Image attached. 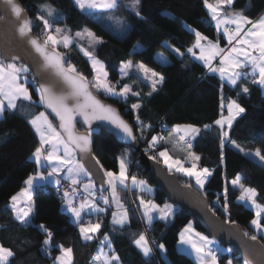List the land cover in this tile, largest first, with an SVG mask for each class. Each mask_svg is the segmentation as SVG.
Returning <instances> with one entry per match:
<instances>
[{
    "label": "trees",
    "instance_id": "trees-1",
    "mask_svg": "<svg viewBox=\"0 0 264 264\" xmlns=\"http://www.w3.org/2000/svg\"><path fill=\"white\" fill-rule=\"evenodd\" d=\"M20 1L29 14L31 29L42 40L45 28L38 16L45 4L53 6L63 15L52 22L54 26H65L72 34L89 28L101 38L96 55L106 64L109 78L118 82V88L127 85L131 87V93L126 100H122L118 96L97 92L119 106L135 127L142 144L153 137L161 121L168 124V128L163 130L165 138L176 125L200 127L199 135L188 144L202 156V165L213 170L203 188L182 175L181 181L205 194L211 208L219 216L237 222L249 236L259 237L264 242L263 234H258L251 225L255 211L239 200L241 192L230 185V181L239 176L243 185L257 190L256 200L264 205V163L254 158L257 150L264 155V87L243 79L235 88L223 84L218 76L210 74L206 66L187 52L195 43L196 31L210 40H224L204 0H140L139 10L143 19L129 7L133 0H117L114 9L96 12L81 9L74 0ZM226 10L240 11L256 18L264 10V0H235ZM101 20L115 26L117 31L109 29ZM173 48H179L183 56L177 55ZM58 49L64 54L68 67L74 66L76 72L91 83L94 70L76 42L67 47L60 45ZM158 52L165 53L169 61L158 60ZM128 61L143 63L162 74L165 77L163 84L153 91L150 83L135 73L121 77L120 70ZM28 87L33 99L21 101L24 108L6 109L0 117V244L14 253L8 264H53L54 258L61 252V245L73 249V264H92V258L106 235L111 241V250L119 257L114 264H198L191 255L178 249L179 234L190 221L199 230L203 228L188 210L180 206H177L172 222L157 219L152 224L148 235L157 240V245L148 256L134 242L142 234L144 224L133 208H130V220L125 226L112 222V211L91 216V220L98 221L101 228L92 240H84L72 215L59 199L61 193L58 186L47 184L38 186L33 193L35 207L31 223L24 224L14 216L11 197L37 170V162L32 156L40 147L29 120L44 109L39 87L32 81ZM245 87L247 93L242 91ZM224 98L236 99L245 112L234 121L229 136L222 142V130L215 125V121L222 114ZM132 105L139 107L133 108ZM205 125L208 127L205 128ZM77 127L82 129L79 123ZM93 151L104 169L113 172H119L120 159L123 157L125 160L126 153L136 154L134 149L122 146L104 130L94 132ZM155 159L161 162L159 157ZM136 170L137 178L145 179L155 188L151 197L157 204L169 201L155 177L146 172L141 163ZM96 191L108 194V180L105 190L96 187ZM118 191L125 203L130 204L128 188L120 185ZM225 203L227 211L223 207ZM41 225L44 227L41 228ZM48 231H51L52 238L45 244ZM160 244L164 245L166 256L162 255ZM225 246L226 250L216 252L221 264H228L230 260L232 264L245 263L233 248Z\"/></svg>",
    "mask_w": 264,
    "mask_h": 264
},
{
    "label": "snow or ice",
    "instance_id": "snow-or-ice-1",
    "mask_svg": "<svg viewBox=\"0 0 264 264\" xmlns=\"http://www.w3.org/2000/svg\"><path fill=\"white\" fill-rule=\"evenodd\" d=\"M9 5H12V10L17 17H20L22 14V9L14 4V0H6ZM78 7L81 9L89 8V9H106L111 10L117 7V0H74ZM219 4H232L233 0H218ZM205 5L211 10L212 19L216 21V26L219 28L221 25H232L234 28L230 31L229 27H224L223 32L227 36V41L231 45L233 41H235V45L228 48H220L218 44H214L211 40H208L206 36L202 33L196 31L195 43L192 47L187 49L188 53H191L196 59L203 61L211 72H219L222 77H226V79L232 84L236 85L238 80L245 75H252L255 77L254 83H257L261 86H264V18L256 22H252L248 17L242 15L241 13H233L229 14H221V10L208 3V0H204ZM140 0H133V2L129 5L135 12L137 16H141V12L139 10ZM44 10L47 16L52 17L55 14V9L44 6ZM143 19V17L141 16ZM38 19L43 22L44 28L49 32L46 40L41 44L35 38H31L28 40V43L34 48V50L42 57L43 63L39 66L40 74L48 73V78L45 79V82L39 84V93H40V101L47 105L48 108L52 110L59 117L60 120V128L63 129L66 135H61V132L57 131L54 128L45 113H39L33 119L29 121L31 125L35 127V131L39 133L40 136V147L35 149L33 153L34 158L37 163H41L42 160H46L49 162L55 161L58 162L56 167L52 168V171L49 172V177L55 176L57 173L63 170L64 167L68 168L69 173H79L81 171L87 173V169L83 164L76 159L75 153L77 151L84 153L90 152L91 148V139L90 134H82L78 135L74 132V115L79 113L83 115L85 121H90L91 119H108L112 123L116 124V126L131 139H135L136 137L132 133L131 127L120 120L117 116H114L115 110L110 106H105L100 104L99 101L92 96L91 91L89 90V82L87 78L83 75H76V69L74 66H69L65 68L63 63V57L58 53L49 49L48 45L51 43L52 45H57L63 43L65 47L71 44V37L66 33L62 32L61 29L56 28L55 32L60 33L61 35L58 37L57 35H52L51 30L53 25H51L48 19H45L44 16H38ZM245 25H251L250 27L245 28ZM27 30V31H26ZM31 28L29 26V22L24 20L23 26L20 27L19 32L22 36L27 35V32H30ZM87 36L91 38L92 43H100L102 42L99 38L95 37V34L91 31H88ZM80 33H77V36H80ZM201 41H207V45L201 43ZM198 49L200 55L197 57L195 50ZM85 55L90 57L92 60V67L97 70V76L94 79V86L96 88H103L105 91L116 95V90L111 87L109 84L103 81L102 77H106L107 73L103 72V64L96 60L91 52L82 48ZM173 51L179 55L183 56V53L179 48H173ZM2 55V54H0ZM221 56L222 59L220 63L225 65L224 67L213 68L211 66V61L217 57ZM13 61L17 60L18 57H10ZM99 66V68H97ZM132 62L128 61L123 65V73L127 74V69L132 67ZM138 69L144 74L145 77L152 81V90L156 91L157 84H163L165 77L150 69L147 65L140 63L137 65ZM251 67V72H241L239 70ZM29 68L27 65H22L17 67L16 63H7L5 65L3 59H0V116H3L6 109H16L17 103L16 101L20 98L31 100V93L28 88L25 87L24 83H21V80L27 81V75L21 76V73H28ZM258 73V75H257ZM34 81H36V77H32ZM244 93L248 92V89L245 87L242 90ZM131 92V89L125 85L122 89H120V95L126 96ZM133 108H138L139 105H132ZM229 116L226 118H221L215 121V124L219 125L222 129L225 124L230 129L232 127L233 120L240 116L241 113L245 112V109L238 104L236 101H232L228 105ZM137 119H139L137 117ZM43 121V123H41ZM177 129H181L182 126L177 125ZM185 130V135L190 134H198L199 129L193 126H183ZM208 126L205 125V128ZM190 130V131H189ZM222 142L223 138H227L229 136L228 131H222ZM183 138V137H182ZM158 137L153 136L151 138V144L155 145L158 142ZM234 143V142H233ZM45 145L51 146V151H47L45 155ZM63 145V155L58 154L59 146ZM188 147H191L189 144ZM236 147H239L238 145ZM160 157L164 158V163L168 166L169 170H172L173 167H176V170L185 173L187 176H194L196 182L199 186L203 187L205 179L208 175H210L209 169H202L200 172L194 171L195 164H193L192 168H184L181 165L179 160H173L168 152L161 151L159 153ZM256 156L259 157L260 160L264 161V155H261L259 150L255 153ZM189 156L194 158L195 160H199L200 157L193 156L189 153ZM155 159V157H153ZM171 161V162H170ZM106 175L109 177L108 183L112 185L113 189V198H116L115 188L116 183L119 182L122 185L126 184L128 177L126 176V164L123 157H121L119 162V174H115L111 171L107 172ZM41 179H44L42 174L38 173ZM37 176H29L26 184L29 186V189L33 185V181L37 179ZM132 183L145 185L146 181L137 180L136 177H131ZM55 183L59 184V180H56ZM73 184H76L77 181L75 179L72 180ZM233 185H239L242 190V195L240 197L241 200H252L256 196V190L253 188H245L242 184H240V177L237 176L235 180L232 181ZM86 188L90 187V185H86ZM25 194L28 193V189L23 190ZM69 194L65 192V196L67 197ZM227 195V188H225V196ZM18 197H11V208L15 214V217L27 223L26 217L33 211V207L29 206L27 208L18 206ZM108 200L105 198V203ZM71 212L77 219H80L81 212L85 208L94 207L93 204H89L86 202H81L79 207H73V201L69 199L67 201ZM141 205L144 207V215L147 217L149 223H151L153 216L152 212L155 209H158L159 206L155 205L151 202H145L143 198L140 200ZM165 208H169L168 205L164 206ZM224 209L227 211L228 205L224 204ZM257 208H261L260 205H257ZM100 211L99 209H97ZM264 211V209H262ZM261 211L256 213L255 219L251 221L252 225H254L257 230H264V224L261 223L260 220ZM115 224H125L128 222L127 212L126 210L120 214L117 219L114 216ZM41 228L44 226L41 225ZM101 225L100 223L89 224L88 226H81L80 232L85 240H92L94 238V234L98 232ZM190 226L185 228V232L190 231ZM198 236L200 234H197ZM48 239L45 240V244H48L51 241L52 233L51 231L47 232ZM108 240V237H105ZM253 240L256 239L255 236L252 237ZM185 238L183 234L181 235V241L184 242ZM135 244L142 250V253L145 256L150 255L151 249L148 247V242L145 235L141 234L138 239H136ZM191 244L192 248L195 249L198 259L201 261V264H206L207 260H211V264H219L218 257L216 251L209 248L208 245L212 244V241L208 239V237L200 236V242L197 243L195 241H187ZM159 247L161 249L164 248L163 244H160ZM61 255L56 257L55 259L60 262V264H70L71 261V248H64L62 245ZM14 253L11 249L5 248L2 244H0V264H8V260L10 257H13ZM100 256L103 257V264H114V261H118V256H109L101 251ZM100 257H97L99 259ZM228 264H231V261H228Z\"/></svg>",
    "mask_w": 264,
    "mask_h": 264
},
{
    "label": "water",
    "instance_id": "water-1",
    "mask_svg": "<svg viewBox=\"0 0 264 264\" xmlns=\"http://www.w3.org/2000/svg\"><path fill=\"white\" fill-rule=\"evenodd\" d=\"M14 4L22 9L20 17L15 15L12 5H9L6 0H0V54H2L0 56L5 62L27 65L32 76L36 77L35 83L39 87V84L45 82V79L48 78V73L40 74L39 66L43 63L42 57L32 48L28 40L35 38L41 44L44 41L32 29L30 32H27V35L22 36L20 34L19 29L23 26L24 20L29 22V14L20 0H14ZM48 47L63 57L64 66L68 68L64 54L58 48L50 45ZM13 56L18 57V59L13 61L10 59ZM75 74L81 75L78 72ZM89 90L100 104L114 109L115 113L113 115L126 122L136 137L134 140L131 139L122 129L118 128L116 124L108 119L85 121L83 115L79 113L74 115V132L78 135L90 134L92 141L90 152L81 153L77 151L76 153L99 190L103 191L107 188L108 176L106 175V170L94 154L93 135L98 130H104L111 134L119 144L132 148L140 154L139 159L144 170L155 177L157 185L165 192L168 200L188 210L203 230L220 243L233 248L247 264H264V242L261 238L256 237L253 240L252 236H249L240 224L219 216L211 208L209 198L205 194L192 185L184 184L179 174L168 171L162 162L153 159L152 156L147 154L137 137L135 127L123 115L117 104L102 97L90 82ZM42 106L44 111L56 123L61 135H66L63 129L60 128L59 117L46 104L42 103ZM77 123L82 125V129L77 127Z\"/></svg>",
    "mask_w": 264,
    "mask_h": 264
},
{
    "label": "crops",
    "instance_id": "crops-1",
    "mask_svg": "<svg viewBox=\"0 0 264 264\" xmlns=\"http://www.w3.org/2000/svg\"><path fill=\"white\" fill-rule=\"evenodd\" d=\"M235 2V0H233V2H232V4H223V5H221V4H219V2H218V0H213V1H208V3L209 4H212L213 6H216V7H218L220 10H221V14L223 15V14H229V15H231V14H233V13H241L242 15H244V16H246L243 12H240V11H232V12H230V11H227L226 10V8L227 7H229V6H232L233 5V3ZM207 9H208V11H209V13H210V16H211V18H212V13H211V10L207 7ZM83 10H85V11H88V12H96V11H101V10H106V9H89V8H84ZM246 17H248V16H246ZM252 22H256V21H258V20H260L261 18H264V10L256 17V18H250V17H248ZM214 21V20H213ZM214 23H215V25H216V21H214ZM251 25H245V28H247V27H250ZM217 27V26H216ZM224 27H229V29H230V31L234 28V26H232V25H221L219 28H217V30H218V32L219 33H221V35L223 36V38H224V40L223 41H220V40H211L214 44H218L219 45V47L220 48H224V49H228V48H230V47H232V46H234L235 45V41H233L232 42V44L230 45L229 43H228V41H227V36L224 34V32H223V28ZM208 40H210V39H208ZM201 43L202 44H204V45H207V41H201ZM193 46V45H192ZM191 46V47H192ZM195 52H196V56L198 57L199 55H200V53H199V50L198 49H196L195 50ZM193 56V55H192ZM156 57H157V59L158 60H160L161 62H164V63H166V62H168L169 61V58H168V56L165 54V53H163V52H158L157 54H156ZM194 57V56H193ZM195 58V57H194ZM0 59H2L1 58V56H0ZM196 59V58H195ZM221 59H222V57L221 56H217V57H215L212 61H211V66L213 67V68H219V67H224L225 65H222L221 63H220V61H221ZM196 60H198V59H196ZM4 61V60H3ZM199 62H201L204 66H206L207 67V69H208V72L210 73V74H214V75H216V76H218L219 78H220V80L223 82V84H228V85H230L232 88H235L236 86H238V84H239V82H240V79L238 80V82H237V84L236 85H232L227 79H226V77H222L221 76V74L219 73V72H211L210 70H209V67L203 62V61H201V60H198ZM4 63H5V65L7 64V63H10V62H5L4 61ZM133 64V63H132ZM140 63H138V64H133V68H136V66L137 65H139ZM21 66H22V64H20ZM18 67H20V66H18ZM249 68V70L251 71V67H248ZM123 69V68H122ZM122 69L120 70V74H121V77H126L127 76V74L125 75V74H123V71H122ZM134 71V70H133ZM239 71H242V69L241 70H239ZM26 74H28V73H26ZM25 73H21L20 75L23 77V76H25L26 75ZM258 74V73H257ZM129 75V74H128ZM108 78V77H107ZM30 81H32V82H34V84L35 85H37L36 83H35V81L34 80H29L28 82L26 81H24V80H21V83H24L25 84V87H27L28 88V90H29V92L31 93V91H30V89H29V87H28V83L30 82ZM150 85L152 86V84L150 83ZM160 86H161V84H157V87H156V89H158V88H160ZM264 87V86H263ZM243 90V89H242ZM33 98H32V95H31V100H32ZM26 99H23V98H20V99H18L17 101H16V103H17V107L18 106H20V107H23L24 108V104H21V101H25ZM236 101L238 104H240L236 99H234V98H224V102H223V104H222V114H221V116L219 117V119H221V118H224L225 120H226V118L229 116V111H228V105L232 102V101ZM16 107V108H17ZM9 110H15V109H9ZM41 112V111H40ZM38 114V113H37ZM37 114H35V115H37ZM242 114V113H241ZM240 114V115H241ZM34 115V116H35ZM34 116H32L31 117V119L34 117ZM0 117H2V116H0ZM239 116H237L234 120H233V122H232V125H233V123H234V121L238 118ZM218 119V120H219ZM30 121V120H29ZM217 127H219L222 131H228L229 132V128L227 127V125L225 124V126H224V128L222 129L219 125H217V124H215ZM179 126H182L181 127V129H177V127L176 126H173L172 128H171V130L167 133V135H166V138H165V140H164V143H163V145H162V147H161V149H160V152L161 151H167L168 152V155L171 157V158H173V156L174 157H176L175 158V160H179L181 163H182V166H183V161H185V158L186 157H188L190 160H191V162L192 163H188L186 166H183L184 168H192V166H193V164H195V169H194V171H197V172H200L202 169H205V168H207V169H209V167L208 166H203L202 165V156L200 155V154H198L197 152H195L191 147H187L188 148V154H185V152H184V149L182 148L183 146L181 145L182 143H181V140H178V138H175V134H179V135H181L182 134V131L185 133V130H184V127L183 126H193V127H195V128H197V129H199V133H200V131H201V128L200 127H197V126H194V125H186V124H184V125H179ZM33 128V127H32ZM34 130V132H35V134L37 135V137H38V139H39V142H40V136H39V134L35 131V129H33ZM190 131V130H189ZM199 133L198 134H190V135H187L188 136V142H192L198 135H199ZM182 136V135H181ZM40 144H41V142H40ZM189 144H187V146H188ZM46 146H50V145H45L44 147L46 148ZM59 150H61V153H60V155H63V147L62 146H59ZM49 151H51V146H50V150ZM46 153H47V151L45 150V155H46ZM189 153H191L193 156H198V157H200V159L199 160H195L194 158H192V157H190L189 156ZM59 154V153H58ZM161 159H162V161L164 162V158H162V157H160ZM174 160V159H173ZM57 164H58V162H55V161H52V162H49V161H46V160H42V162L41 163H37V170L31 175V176H37V174L38 173H40V174H42L43 175V177H45L44 179H41L39 176H37V179L36 180H34L33 181V185H32V187L29 189V186L26 184V182H25V185L23 186V188L18 192V193H16L14 196H17L18 197V201H17V203H18V206L19 207H23V208H27V207H29V206H32L33 207V211H32V213L29 215V217H26L25 219H26V221H27V223H25V222H22V221H20V222H22V223H24V224H29V223H31L32 222V216H33V213H34V207H35V204H34V200H33V193H34V191H35V189L38 187V186H42V185H47V184H50V185H54V186H59L60 185V182H61V180L62 179H64V180H66V181H68V182H70V183H72V180L73 179H75L76 181H77V183H76V185H81L82 187H83V189L86 191V192H88L89 193V197L88 198H86V199H84V200H82V201H78V206H75V207H79V205H80V203L81 202H86V203H89V204H93L94 205V207H92V208H85L82 212H81V217H80V219H77L75 216H74V214L71 212V210H70V208H69V205H68V203H67V201L69 200V199H71L72 201H75V195L74 194H71V195H68L67 196V201L64 203V206L66 207V210L72 215V219H73V221L75 222V224H77L78 225V227H79V230H80V227L81 226H88L90 223L91 224H95V223H99L98 221H93V220H91V216H95V215H98V214H101V213H107L108 211L110 212V211H112V215H111V220H112V222L114 223V219H113V213H114V205L112 204V203H105V201L103 200V199H100L97 195H100V193H98L97 191H96V186H95V184H94V181H93V179L92 178H90L85 172H79L81 175H79V177L78 178H73L72 177V175L70 174L69 176H68V178H63L62 176H60L58 173L55 175V176H53V177H49V174L48 175H46V174H44V173H47V172H49L50 170H52V168L53 167H56L57 166ZM46 166H47V168H46ZM127 167V166H126ZM174 168H176V167H174ZM211 169V168H210ZM210 169H209V172H210ZM174 170H176V169H174ZM106 172H109V171H106ZM111 172H113V171H111ZM176 172H179V173H181V175L182 176H184V177H186L188 180H190V181H192L193 183H194V185H196L197 187H199V188H203L204 186H205V184H206V182H207V180H208V177H209V175L206 177V179H205V182H204V185H203V187H201V186H199L198 184H197V182H196V179H195V177L194 176H192V177H189V176H187L185 173H183V172H180V171H178V170H176ZM113 173H115V174H119V172H113ZM126 176H127V174H126ZM138 181L139 180H142L141 178H136ZM56 180H59V184H57V183H55V181ZM84 180H87V183H85L84 184ZM27 181V180H26ZM128 181H129V178H128V180L126 181V184L125 185H122V184H120L118 181L117 182H115L116 183V188H115V190L119 193V195H120V198H121V201H122V206H121V211H125L126 210V212H127V217H128V222L127 223H125V224H123V225H121V224H115V225H117V226H125L126 224H128L129 223V220H130V207H129V203H125V201H124V199L122 198V196H121V194H120V192L118 191L119 190V186L120 185H122V186H126V187H128ZM142 181H146L145 179L144 180H142ZM232 182V181H231ZM73 184V183H72ZM86 185H90V187H88V188H86L85 186ZM243 185V184H242ZM245 188H246V186L245 185H243ZM109 187L110 188H112V185H110L109 184ZM134 187H136V189L138 190V191H136V196H137V200L139 201V207H140V210H141V212H142V214L144 215V207H143V205H141V203H140V200H141V198H142V194L143 193H148V194H150V195H152V190L154 189L153 188V186L151 185V184H149L147 181H146V184L145 185H139V184H135L134 185ZM24 189H28V193L27 194H25V192L23 191ZM93 190H95L96 192H97V195H95V194H93ZM148 191V192H147ZM242 190L240 189V192H241ZM110 192V191H109ZM143 192V193H142ZM154 194V193H153ZM257 195V194H256ZM255 199H256V196H255ZM257 201V200H256ZM146 202V201H145ZM258 202V201H257ZM259 203V202H258ZM260 205H263V204H261V203H259ZM157 205V204H156ZM10 206H11V203H10ZM262 207H264V206H262ZM97 209H99L100 211H98ZM175 212H176V210L174 211H170V214H169V217L167 216V213L165 214L164 212H162L161 210H158V209H155L153 212H152V216H153V219H152V221H151V223H149L148 222V220H147V217L144 215V219H145V221L148 223V224H153L154 223V221L155 220H157V219H162V220H164L165 222H167V223H170V222H172V220H173V218H174V215H175ZM14 213V212H13ZM84 215H87L88 217H89V219H90V221L89 222H83L82 221V217L84 216ZM14 216H15V214H14ZM169 218H171V219H169ZM170 220V221H169ZM101 225V224H100ZM101 228V227H100ZM100 230V229H99ZM99 230H98V232H99ZM98 232H96L95 234H97ZM80 234H81V232H80ZM94 234V235H95ZM81 236H82V234H81ZM107 236V235H106ZM105 237V236H104ZM103 237V238H104ZM108 237V236H107ZM82 238H83V236H82ZM102 238V239H103ZM139 237H136V239H138ZM84 239V238H83ZM108 239H109V237H108ZM135 239V240H136ZM85 240V239H84ZM102 241V240H101ZM109 244H107L108 245V250H106L107 251V255H109V256H116V254L111 250L112 248H111V241H110V239H109V242H108ZM100 245V244H99ZM69 248H71V247H69ZM72 249V248H71ZM98 249H99V246H98ZM98 249H97V251H96V253H95V255L93 256V258H92V264H95V259H96V257H99L98 255H99V253H98ZM61 255V252L56 256V257H58V256H60ZM192 256V255H191ZM55 257V258H56ZM193 257V256H192ZM54 258V261H53V264H60V262L59 261H57L56 259ZM194 258V257H193ZM11 259V257L9 258V260ZM8 260V261H9ZM99 260L100 261H102V263H103V260L101 259V257L98 259V262H99ZM194 260H195V258H194ZM196 261V260H195ZM197 262V261H196ZM74 263V253H73V249H72V254H71V261H70V264H73ZM206 264H211V263H207L206 262Z\"/></svg>",
    "mask_w": 264,
    "mask_h": 264
},
{
    "label": "rangeland",
    "instance_id": "rangeland-1",
    "mask_svg": "<svg viewBox=\"0 0 264 264\" xmlns=\"http://www.w3.org/2000/svg\"><path fill=\"white\" fill-rule=\"evenodd\" d=\"M44 6H48V7H51V8H53V9H55L53 6H51V5H49V4H45V5H43L42 7H41V9H40V16H44L45 17V19H48V21H49V23L51 24V25H53V23L52 22H54L55 20H57V19H60V18H62L63 17V15H62V13L60 12V11H58L57 9H55V14L52 16V17H49V16H47V14H46V12H45V10H44ZM102 21V20H101ZM103 22V21H102ZM103 24L104 25H106L107 27H109V29H113V30H116V28H115V26H113V25H111V24H108V23H105V22H103ZM56 28H59V29H61L62 30V32H66L70 37H71V43H73V42H76V44L79 46V48H80V50L82 51V48L83 49H86V50H88L89 52H91L92 54H93V56L96 58V60H98V61H100L102 64H103V72H106L107 73V75H106V77H102V79H103V81L104 82H106L107 84H109V82H108V79H109V69H108V67L106 66V64L96 55V48L98 47V45L100 44V43H92V41H91V38L90 37H88L87 36V32L88 31H91L92 33H94V31H92L91 29H89V28H85V29H83L82 31H79V32H77V33H80L81 35L80 36H77V33H75V34H72V33H70V31L65 27V26H54L53 25V28H52V30H51V34L52 35H57L58 37L61 35L60 33H56L55 32V29ZM117 31V30H116ZM95 34V33H94ZM49 35V32L48 31H46L45 29L43 30V32H42V36H43V41H45L46 40V38H47V36ZM95 37H97V38H99L100 40H101V38L99 37V36H97L96 34H95ZM49 45L50 46H52V47H54V48H58L60 45H63V43H60V44H57V45H52L51 43H49ZM82 53L85 55V53H84V51H82ZM85 57L88 59V61L90 62V64H91V66H92V60H91V58L90 57H88V56H86L85 55ZM10 63H13V62H10ZM17 65V67L18 66H21L20 64H16ZM133 65V64H132ZM93 68V67H92ZM97 68H99V66H97ZM123 68V67H122ZM76 69V68H75ZM93 70H94V75L90 78V80H91V83H92V85H93V87L95 88V90L96 91H102L103 93H105L107 96H111V97H116V96H118L120 99H122V100H126L127 99V96L131 93H129L128 95H126V96H123V95H120L119 93H120V89L118 88V82H113L114 83V85H115V90H116V95H113V94H111V93H109V92H107V91H105L103 88H96L95 86H94V79H95V77L97 76V70L96 69H94L93 68ZM134 70V71H133ZM132 73H135V74H137L142 80H146V81H148L149 83H151L152 84V81L150 80V79H148L147 77H145L144 76V74L138 69V67L136 66V68H133V66L132 67H130V68H128L127 69V75L128 74H132ZM124 74V73H123ZM27 75V82L29 81V80H33L32 79V74H30V71L28 72V74H26ZM108 77V78H107ZM129 87V86H128ZM130 89H131V87H129ZM45 113V116L47 117V120H49L50 122H51V124H52V126L54 127V128H56V130L57 131H59V129H58V127H56L54 124H53V122L51 121V118H50V116L48 115V113L46 112V111H41V112H39V113ZM38 113V114H39ZM37 114V115H38ZM37 115H35V116H37ZM34 116V117H35ZM33 117V118H34ZM32 118V119H33ZM31 120V119H30ZM41 123H43V121H41ZM180 125H184V124H180ZM186 125H190V124H186ZM32 127H33V129H35V127L33 126V125H31ZM177 126V125H176ZM60 132V131H59ZM38 133V132H37ZM39 134V133H38ZM182 135V136H181ZM181 135H177V134H175V138H178V140H181V145L183 146L182 148L184 149V152H185V154H188L187 152H188V146H187V144H188V136L187 135H185V133L182 131V134ZM183 137V138H182ZM165 138V137H164ZM163 140H165V139H163ZM163 140L161 141V144H160V146H159V148H158V154H156L155 156L154 155H152L151 154V156L152 157H159L160 158V155H159V153H160V149H161V146H162V142H163ZM41 142V141H40ZM62 147H63V145H61ZM58 153L60 154L61 153V150H59L58 151ZM130 154L131 153H126L125 154V160H126V162H125V164H126V174L128 175V157L130 156ZM75 155H76V159L77 160H79V162L82 164V162L80 161V159L78 158V155H77V153H75ZM128 156V157H127ZM32 158L35 160V158H34V155L32 156ZM175 158L176 157H174L173 156V158L172 159H174L175 160ZM254 158L255 159H257L258 161H260L261 163H264V161H262V160H260L259 159V157L258 156H254ZM160 160H161V162L163 163V165L167 168V170L168 171H171V172H175V173H177V174H179V175H181V173H179V172H176V170H174V169H176V168H174L173 167V169L172 170H169V168H168V166L162 161V159L160 158ZM36 161V160H35ZM171 162V161H170ZM190 164V163H192L191 162V160L188 158V157H186L185 158V161H183V166H186L187 164ZM181 165H182V163H181ZM52 170H50L49 172H51ZM49 172H47V173H44V174H46V175H48L49 174ZM83 172V171H82ZM60 176H62L63 178L65 177V178H68V176L71 174L72 175V177L73 178H78L79 177V175H81L80 173H69V171H68V168L67 167H64L63 168V170L62 171H60L59 173H58ZM90 178H91V176H90V174L87 172L86 173ZM128 177V176H127ZM184 177V176H183ZM142 180H144L143 178H141ZM107 180H109V177H107ZM84 182V184L85 183H87V180H84L83 181ZM240 184H242V180H241V178H240ZM230 185L234 188V189H236V190H239L240 191V187H239V185H233L232 184V182L230 181ZM128 191H129V193L131 194V197H130V202H131V198L132 199H134L135 201L137 200V196H136V191H138L137 189H136V187H134V184L132 183V180L130 181H128ZM154 188V187H153ZM246 188H253V187H250V186H247ZM253 189H255V188H253ZM256 190V189H255ZM148 192V191H147ZM155 192V188L152 190V195H153V193ZM115 193H116V198H113V189L112 188H110V192L108 193V194H100V195H97V192L95 191V190H93V194H95V195H97L100 199H103L104 201H105V198H107V200H108V202L107 203H112L113 205H114V213H113V218H114V216H116V218L118 219L119 218V216H120V214L121 213H123L124 211H121V206H122V201H121V198H120V195H119V193L115 190ZM143 193V192H142ZM144 194V193H143ZM256 194H257V190H256ZM241 195H242V191H241V194H240V197H241ZM151 196V195H150ZM240 197H239V200H241L240 199ZM254 200H255V203H253L252 202V200H241V201H243L244 203H246L249 207H251L254 211H255V217L253 218V219H255V218H257L256 217V213L258 212V211H261V216H260V220H261V223L262 224H264L263 222H262V219H263V217H264V211H262V209H264V207H262V206H264V205H260L257 201H256V199H255V197L253 198ZM158 206H159V208H158V210H161L162 212H164L165 214L167 213V216L169 217V214H170V211L172 212L173 210L175 211V210H177V206L178 205H176V204H174V203H172V202H170V201H166L165 203H163V204H157ZM165 205H168L169 206V208H165L164 206ZM257 205H260L261 206V208H257ZM137 213V212H136ZM137 216H138V218H139V221L142 223V224H144V226H146V225H151V224H148L146 221H145V217H144V215L142 214V212H141V210H139V214H137ZM169 219H171V218H169ZM170 221V220H169ZM251 225H252V223H251ZM190 226V231H188V232H185L184 230H185V228H187V227H189ZM252 227H255L254 225H252ZM256 228V227H255ZM256 230H257V228H256ZM142 234L143 235H145L144 234V228H142ZM257 232H258V234H263V236H264V230H257ZM183 234V236H184V238H185V240H184V242H182L181 241V235ZM197 234H200L199 236L197 235ZM200 236H204V237H208V239L209 240H211L212 241V244H210V245H208V247L209 248H211V249H213L214 251H216V252H221V251H224V250H226V246L224 245V244H222V243H220L218 240H216L214 237H212L209 233H207V232H205V231H203V230H199L196 226H195V224H194V222L193 221H190L187 225H185L183 228H182V230L180 231V234H179V242H178V249L180 250V251H182V252H184V253H187V254H189V255H192L194 258H195V260L197 261V263L198 264H201V261L198 259V256H197V253H196V251H195V249H193L192 248V246H191V244L190 243H188L187 241H189V240H191V241H195V242H197V243H199L200 242ZM106 237V236H105ZM105 237L102 239V241H101V243H100V245H99V249H98V253H99V257H101V259L103 260V257L102 256H100V253H101V251L103 252V253H105V254H107V251L106 250H108V245L107 244H109L108 242H109V239L108 240H106L105 239ZM145 237H146V235H145ZM148 237H146V239H147ZM155 241L157 242V240L155 239ZM148 242V241H147ZM149 245V244H148ZM149 247V246H148ZM161 252H162V255L163 256H166V254H165V247L163 248V249H161ZM231 261V264H232V260H230ZM207 263H211V260L209 259V260H207L206 261ZM218 262H219V260H218ZM95 264H103L102 263V261H100L99 260V262H98V259H97V257H96V259H95ZM219 264H221L220 262H219ZM244 264H247L246 262L244 263Z\"/></svg>",
    "mask_w": 264,
    "mask_h": 264
},
{
    "label": "built area",
    "instance_id": "built-area-1",
    "mask_svg": "<svg viewBox=\"0 0 264 264\" xmlns=\"http://www.w3.org/2000/svg\"><path fill=\"white\" fill-rule=\"evenodd\" d=\"M241 72L250 73V71L246 68L243 69ZM30 74H32V73L30 72ZM240 79L247 80L249 82L254 83L253 81H254L255 77H253L252 75H245V76H242ZM108 82H109V85L115 89V85L110 78L108 79ZM167 128H168V124L165 121H161L158 125V130L155 131V134L153 135V136H156L159 138L158 142L155 145H152L151 144V138L152 137H151L148 140H146L145 143L142 144L143 149L147 152V154H149L150 156H151V154L154 156L156 154H158V148L161 144V141L164 139L163 130H165ZM45 150L49 151L50 146H46ZM139 156H140V154L137 152L135 155L130 154L129 157L127 156L128 157V175L127 176H128L130 181H131V177L137 178L138 170H136V168H137L138 164L140 163ZM46 168H47V166H46ZM212 170H213V168L210 169V171H212ZM58 190H60V193H61L59 199L64 203L67 201V197L65 196V192H67L69 195H71V194L75 195L76 199H75V201H73V204H72L73 207L78 206V201H82V200H84L90 196L89 193L86 192L81 185L72 184V183H70L64 179L61 180V183L58 186ZM142 198L146 202H151L155 205L157 204L156 201H154L152 199V197L150 196V194H148V193L142 194ZM129 207L133 208L137 212V214H139L140 207H139V201L138 200L135 201L134 199L131 198V202L129 204ZM82 221L88 222L89 217L87 215H84L82 217ZM143 228H144V234L146 235V237H148L147 241H148L149 247L154 252V249H155V246L157 245V242L155 241V238H152L148 235L149 230L152 228V224L146 225Z\"/></svg>",
    "mask_w": 264,
    "mask_h": 264
}]
</instances>
